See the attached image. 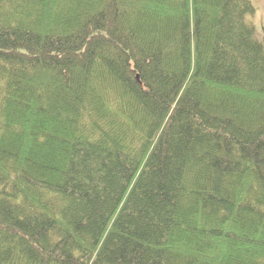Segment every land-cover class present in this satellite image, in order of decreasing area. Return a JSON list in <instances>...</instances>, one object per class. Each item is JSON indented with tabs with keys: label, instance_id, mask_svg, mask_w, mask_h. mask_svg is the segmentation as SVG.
I'll list each match as a JSON object with an SVG mask.
<instances>
[{
	"label": "trees",
	"instance_id": "obj_1",
	"mask_svg": "<svg viewBox=\"0 0 264 264\" xmlns=\"http://www.w3.org/2000/svg\"><path fill=\"white\" fill-rule=\"evenodd\" d=\"M254 13L0 0V264H264Z\"/></svg>",
	"mask_w": 264,
	"mask_h": 264
},
{
	"label": "rangeland",
	"instance_id": "obj_2",
	"mask_svg": "<svg viewBox=\"0 0 264 264\" xmlns=\"http://www.w3.org/2000/svg\"><path fill=\"white\" fill-rule=\"evenodd\" d=\"M255 13L247 17V21L255 28L256 38L264 46V0H250Z\"/></svg>",
	"mask_w": 264,
	"mask_h": 264
}]
</instances>
